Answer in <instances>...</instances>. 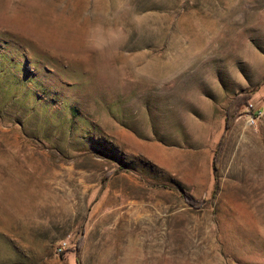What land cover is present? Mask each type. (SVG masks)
<instances>
[{
  "label": "rangeland",
  "instance_id": "obj_1",
  "mask_svg": "<svg viewBox=\"0 0 264 264\" xmlns=\"http://www.w3.org/2000/svg\"><path fill=\"white\" fill-rule=\"evenodd\" d=\"M251 102L264 0H0V264H264Z\"/></svg>",
  "mask_w": 264,
  "mask_h": 264
},
{
  "label": "trees",
  "instance_id": "obj_2",
  "mask_svg": "<svg viewBox=\"0 0 264 264\" xmlns=\"http://www.w3.org/2000/svg\"><path fill=\"white\" fill-rule=\"evenodd\" d=\"M252 96L251 93H239L237 94L234 99L230 102V104L227 107L226 110V118H225V130L223 131L219 143L216 149V152L214 154V167L217 169L219 158L223 149V146L225 144L226 138H227V132L233 125L235 119L239 115V111L241 106L245 103L248 102V99ZM183 195L187 196L186 193L183 191ZM80 243V241H79ZM78 243V246H79Z\"/></svg>",
  "mask_w": 264,
  "mask_h": 264
},
{
  "label": "built area",
  "instance_id": "obj_3",
  "mask_svg": "<svg viewBox=\"0 0 264 264\" xmlns=\"http://www.w3.org/2000/svg\"><path fill=\"white\" fill-rule=\"evenodd\" d=\"M263 112H264L263 107L255 106V104L252 102L249 103L247 105V111L245 112L247 117L246 121L250 124L255 123L256 120H258L262 116ZM67 247H68V241L65 239L62 240L57 247L58 252L59 253L64 252L67 249Z\"/></svg>",
  "mask_w": 264,
  "mask_h": 264
},
{
  "label": "crops",
  "instance_id": "obj_4",
  "mask_svg": "<svg viewBox=\"0 0 264 264\" xmlns=\"http://www.w3.org/2000/svg\"><path fill=\"white\" fill-rule=\"evenodd\" d=\"M224 115H226V111L224 112ZM224 121V127H225V116L222 117L221 119V126H222V122Z\"/></svg>",
  "mask_w": 264,
  "mask_h": 264
}]
</instances>
